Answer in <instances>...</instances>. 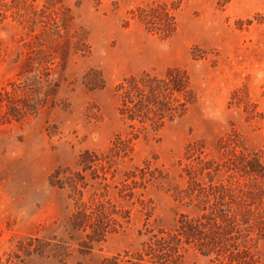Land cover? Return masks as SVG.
I'll return each instance as SVG.
<instances>
[{
	"label": "rangeland",
	"instance_id": "374dc122",
	"mask_svg": "<svg viewBox=\"0 0 264 264\" xmlns=\"http://www.w3.org/2000/svg\"><path fill=\"white\" fill-rule=\"evenodd\" d=\"M172 69L185 113H121ZM0 258L264 264V0H0Z\"/></svg>",
	"mask_w": 264,
	"mask_h": 264
},
{
	"label": "trees",
	"instance_id": "16d2710c",
	"mask_svg": "<svg viewBox=\"0 0 264 264\" xmlns=\"http://www.w3.org/2000/svg\"><path fill=\"white\" fill-rule=\"evenodd\" d=\"M140 17L142 21L147 22V17ZM118 91L121 94V113L131 120L141 122L152 120L151 112L159 114L163 120L168 115L169 118L182 115L194 97L187 73L179 69L170 70L162 78L150 74L130 76L118 86ZM176 93L180 95L177 99L179 107L175 106L172 99ZM250 167L253 170L252 166ZM10 263L0 258V264Z\"/></svg>",
	"mask_w": 264,
	"mask_h": 264
}]
</instances>
